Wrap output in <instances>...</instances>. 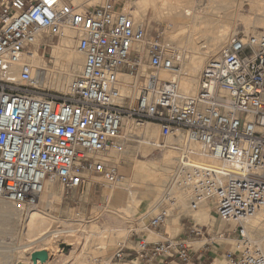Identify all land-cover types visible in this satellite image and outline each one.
Here are the masks:
<instances>
[{
	"label": "built area",
	"instance_id": "1",
	"mask_svg": "<svg viewBox=\"0 0 264 264\" xmlns=\"http://www.w3.org/2000/svg\"><path fill=\"white\" fill-rule=\"evenodd\" d=\"M67 30L84 65L65 95L48 93L27 58L38 40L37 52L45 51L46 40L65 39ZM169 32L170 25L135 23L119 0H0V200L26 213L47 184L67 195L122 184L111 157L133 134L146 140L151 124L159 134L150 145L175 153L173 187L188 198L189 225L182 236L161 235L180 206L165 192L151 217L132 224L130 243H116L112 259L203 264L194 245L206 238L205 225L189 216L208 206L233 226L208 234L212 244L235 235L226 264H264L246 228L264 209V33L230 37L189 94Z\"/></svg>",
	"mask_w": 264,
	"mask_h": 264
},
{
	"label": "bare ground",
	"instance_id": "2",
	"mask_svg": "<svg viewBox=\"0 0 264 264\" xmlns=\"http://www.w3.org/2000/svg\"><path fill=\"white\" fill-rule=\"evenodd\" d=\"M150 1L151 6H155L154 0ZM162 1L163 6H166V8L168 6L170 12L169 15L172 18L169 32L170 42H176V44H178L177 47L180 50L183 72L186 74V76L180 79L181 87L185 92L193 94L197 91L198 77L205 66V62H207L206 60H208V58L211 59L215 57L220 51H222V49L228 42L230 38V31L228 30V26L234 18L241 17L240 11L243 8L244 0ZM249 1L251 7L254 6L255 8L258 7L261 2V0ZM125 11L127 12V9ZM137 11L138 9H136L135 14H133L132 16L134 22L145 24V11H139V13ZM136 18L139 21L136 20ZM187 21L191 22L187 23ZM214 25H216L215 30L211 32L209 28H211L210 26L213 27ZM73 38L74 32L67 30L66 38L60 40L58 46L53 47L51 58L56 62H58V60H63L66 64L65 69L62 70L58 75L55 74V77H51L53 71H51L47 67L45 61L43 60V57L40 56L37 52V47L42 41L38 40L35 44L32 50V55L27 59L31 62L33 69L36 70L37 74L40 77L41 88L44 87L43 89H45L47 87L50 88V86H54V88L58 92H67L69 84L81 73L84 55L77 49ZM204 38L208 40V46L202 47L201 40ZM161 77L163 79H168L171 76L167 72H162ZM156 129V126L151 124H146L144 126L146 140L141 142L139 141L140 148L142 146L152 147L150 145L149 139L157 137ZM173 154L174 152L171 150L165 151L163 153L161 172L155 174L152 180H147L146 177H144L140 182V187L142 189L140 191L141 196L138 203L142 206V208L145 209L144 211L146 212L145 215L143 214L141 218H145L148 214L156 212L163 193L165 192H173L177 196L180 203L178 211L187 209L188 198L186 194L173 187L174 184L172 177L173 165L175 161V156ZM115 156L116 155L112 156L111 158ZM53 185L54 184H47L43 195L38 200V203L26 210L28 212L26 224V239L29 245L27 244L28 246H25L23 250L29 247L31 252H29L27 256L25 255V260H23V258L19 261L31 262V255L34 252L46 250L49 254V260L46 263H49L51 261V256H53L52 252L54 250V247L59 248V243L70 247L72 246V241L79 236H83L85 238L84 247L81 251H73L72 249H70L67 254L68 256L65 260V264H91L89 262V258L90 256H92L91 253L94 252V249H92L93 245L87 246V243H91V241H94L93 238H96L95 236L98 237L97 245L100 246L96 250H99L98 253L104 254L102 256L106 261L107 259L105 257L106 255H108V248L112 244V240H109V236H107L106 234H109L111 237L114 235L120 237L122 236V233L125 232V230L108 228L101 232H96L95 230L97 229L92 225L88 226V223L85 224L82 218L60 221L59 218H53L48 214L40 212L37 207L39 203L45 198V196L48 197V200L54 199L57 196ZM135 187V185H129L127 187L117 186L116 189L118 191H121L116 195L118 201H122L124 199V192L122 191L128 192L133 196L134 191L137 189ZM134 196H136V194ZM0 202H2V200H0ZM213 213V208L207 206L206 209L204 208V210H202V212L199 214L198 219L210 224L215 219ZM9 214L10 212L6 208L0 206V223L6 224V222H8ZM118 214V216L122 219L126 221L128 219L130 220V217H128V213H126L125 211H119ZM174 221L175 226L180 224L178 217L174 218ZM246 224L248 232L251 233L256 241L260 242L262 247L261 249L264 252V239L262 241V238H264V209L261 210L254 218L249 220ZM224 226L225 223L221 222L218 227L223 228ZM16 261L19 262L18 260ZM105 264H108V262Z\"/></svg>",
	"mask_w": 264,
	"mask_h": 264
},
{
	"label": "rangeland",
	"instance_id": "3",
	"mask_svg": "<svg viewBox=\"0 0 264 264\" xmlns=\"http://www.w3.org/2000/svg\"><path fill=\"white\" fill-rule=\"evenodd\" d=\"M119 1L123 9L125 10L127 9V12L132 16L133 14H135L136 9H138L137 11L138 13L139 11L140 12L145 11L144 14L145 22L150 23V28L152 30L158 27L165 28L167 30L168 26L172 21V18L169 15L170 14L169 8L168 6L167 8L166 6H163L162 0H156V1L154 0L155 6H151L150 0H119ZM263 3L264 0H261L258 7L255 8L254 6L251 7L249 0H244L243 8L240 11L241 17L234 18L231 21L230 25L228 26V30L230 31V37L236 34L243 35V34L264 33ZM136 20L138 19L136 18ZM190 22L191 21H187V23ZM210 27L211 28H209V30L212 32L213 30H215L216 25ZM169 37L170 34L168 33V38ZM207 41L208 40L206 38L202 39L201 46L202 47L208 46ZM59 42L60 40L57 39H48L46 40V43L50 44L51 47L47 48L45 51L41 49L38 52V54L43 57V60L45 61L47 67L51 71H53L51 77H55L56 76L55 74L58 75L62 70L65 69V65H66L63 60L62 61L58 60V62H56L51 58L53 47L58 46ZM174 43L176 44V42ZM220 53L221 51L213 58H217L220 55ZM83 59L85 60L84 56ZM84 60H83V65H84ZM206 61L208 62L209 58ZM207 62H205L204 65H206ZM43 88L44 87L41 88L43 91L52 94L65 95L67 93L66 91L58 92L54 88V86H50V88L47 87L45 89ZM158 134H159L158 129H156V136H158ZM140 140L141 139H138L134 134L131 135L128 138V144L126 146L125 151L111 158V161H114V163L119 167L121 174L125 177L123 183L117 186L127 187L129 185H135L136 186L135 188L137 189L134 191L133 194L134 195L136 194V196L133 195L134 196L133 197L128 192L122 191L124 192V199L122 201H118L116 195L121 191H118L116 189L117 186L111 188H103L100 185H93V186L89 185L88 187H86V189L83 192H73L67 195L64 193L62 187L59 184H54L53 187L57 196L54 199H50V200H48V197L45 196V198L39 203L37 207L40 212L48 214L53 218H59L60 221L82 218L85 224L88 223L87 224L88 226L90 225L94 226L97 229L95 230L96 232H101L108 228L125 230V232L122 233V236L120 237L119 236L117 237L116 235L111 237L109 234H106L107 236H109V240H112V244L108 248V255H106L105 257L107 259L106 261L105 259H103L104 257L102 256L104 254L98 253L99 250H96L97 248L100 247L97 245L98 243L97 236H95L96 238H93L94 241H91V243L89 242L90 244L87 243V246L93 245L92 249H94V252L91 253L92 256H90L89 258V262L91 264H95V263L105 264L107 262L108 264H131L130 259H126L122 263H118L117 261H114L112 259L114 255L115 245L120 240L126 239L128 240V243H130V241L132 240L130 233V230L133 228L131 227L132 224L138 221L143 216V214L145 215L146 213L144 211L145 209L142 208V206L138 203L141 196L140 191L142 189L140 187L141 186L140 182L144 177H146L147 180L150 179L152 180L155 174L161 172L163 153L165 152V151L156 150L153 147L142 146L140 148V142L142 141ZM173 155L175 156V153ZM96 181L97 179H91V184L95 183ZM0 206L6 208L10 212L8 217V222H6V224L0 223V264H16L17 262L16 260L19 261L23 258H24L23 260H25L27 254L31 252L29 247L23 250L25 246L29 245L26 239V224H27L28 212L26 211L27 214L20 212L18 209L14 207L13 204L5 200H2V202H0ZM121 209L123 210V212L125 211L126 213H128V217H130V220L128 219L126 221L118 216L119 215L118 212L122 211ZM202 210L200 211V213L202 212ZM200 213H194L193 216L192 215L189 216L190 217L189 220H193L199 225H205L204 229L206 231V238H204L202 241H199L194 245L195 250L202 251V254L199 256L198 253L197 257H199L200 261L201 260L203 261V264H226L227 260L224 257V255L226 250L234 249L235 243L233 240L235 239V235L232 234L231 237H227L225 241H218L217 243L212 244L208 238V234L214 237L218 231L221 232L229 231V229L233 228V226L229 223L224 222L225 226L223 228H219L218 226L223 221L217 219L214 213H213L215 216L214 221H212L210 224L205 223L198 219ZM153 214L154 213H150L146 217L149 218ZM185 215H189L186 209L181 211L178 210L175 211V213L171 216V218L168 220L166 225L163 227L161 235L163 236L166 234L171 237L182 236L183 233L185 232L186 227L189 225V223L186 220L183 221ZM176 217L179 218V222H180V224L177 226H175L174 224L175 222L174 218ZM249 234L255 242H258L253 238L251 233ZM263 237H264V233H263ZM146 238L149 241H153V242L158 241L160 239V237L154 234H148ZM263 239L264 238H262V241ZM84 242H85V238L83 236H79L75 238L72 241V246L69 247V250L72 249L73 251H77V250L81 251L84 247ZM257 244H259V246L261 247L260 242H258ZM58 247L59 248L54 247V250L52 252L53 256H51L50 258L51 261L45 264H65L66 262L65 260L68 256L67 254L69 250L65 251L62 248H60V246ZM207 249L208 251H205ZM39 264H44V263L39 262Z\"/></svg>",
	"mask_w": 264,
	"mask_h": 264
},
{
	"label": "water",
	"instance_id": "4",
	"mask_svg": "<svg viewBox=\"0 0 264 264\" xmlns=\"http://www.w3.org/2000/svg\"><path fill=\"white\" fill-rule=\"evenodd\" d=\"M60 248H62L65 251L69 250V246L61 244L60 243ZM49 260V254L48 251L46 250H41V251H36L31 255V262H23L19 261L16 264H38L40 263H46Z\"/></svg>",
	"mask_w": 264,
	"mask_h": 264
}]
</instances>
